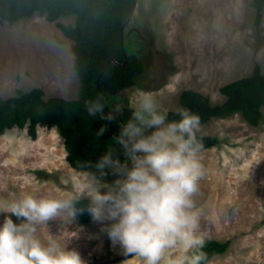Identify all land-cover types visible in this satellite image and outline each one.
<instances>
[{"label":"rangeland","instance_id":"obj_1","mask_svg":"<svg viewBox=\"0 0 264 264\" xmlns=\"http://www.w3.org/2000/svg\"><path fill=\"white\" fill-rule=\"evenodd\" d=\"M253 1L137 0L124 30L125 46L140 57L144 71L134 85L108 97L110 108L129 106V95L138 88L153 92L168 113L182 108L184 90L199 92L217 105L226 100L221 87L252 75L256 65L264 75V10L256 26ZM74 21L59 20L67 25ZM72 45L56 23L39 15L13 25L0 22V96L41 88L45 100L78 99L81 83ZM197 135L221 141L199 152L203 175L195 196L202 209L198 231L204 244L231 241L227 253L206 264H264V118L258 127L240 114L213 118L200 125ZM66 156L56 127L38 126L35 140L27 128L7 131L0 136V199L66 187L62 178L78 172ZM38 235L68 243L87 264L129 256L93 221L81 225L56 217ZM115 264L141 261L132 256Z\"/></svg>","mask_w":264,"mask_h":264},{"label":"clouds","instance_id":"obj_2","mask_svg":"<svg viewBox=\"0 0 264 264\" xmlns=\"http://www.w3.org/2000/svg\"><path fill=\"white\" fill-rule=\"evenodd\" d=\"M84 107L89 116L113 120L99 98ZM129 108L104 151L85 170L62 178L66 187L0 199V264H87L68 243L38 235L53 218L72 222L85 212L113 246L141 264H201L200 117L178 108V118L169 119L155 94L139 88L130 93ZM107 128L101 125L96 135Z\"/></svg>","mask_w":264,"mask_h":264},{"label":"trees","instance_id":"obj_3","mask_svg":"<svg viewBox=\"0 0 264 264\" xmlns=\"http://www.w3.org/2000/svg\"><path fill=\"white\" fill-rule=\"evenodd\" d=\"M137 0H0V22L10 25L39 15L56 23L63 35L73 42L74 67L81 83L79 98L61 97L44 99V91L34 88L18 91L10 98L0 96V136L14 128H27L29 136L37 138L38 126L56 127L64 140L66 160L78 171L94 161L119 132L120 125L129 117V106L110 108L108 97L116 96L135 84L144 71V64L137 54L128 53L125 46L124 26L132 16ZM255 25L263 18L264 0H254ZM63 17H74L73 25L59 22ZM226 100L213 105L203 94L184 90L180 94L182 108L195 112L200 125L213 118L229 119L240 114L251 127H258L264 118V75L256 65L252 75L235 80L220 89ZM101 99L105 112L113 115L112 121L89 116L85 100ZM176 119L175 111L168 113ZM107 124V131L97 136V129ZM201 150L211 149L221 143L218 137L197 135ZM200 150V151H201ZM111 179V177H109ZM83 203V201H81ZM75 220L81 225L92 222L88 213L79 214ZM231 241H208L198 254L201 264L227 253Z\"/></svg>","mask_w":264,"mask_h":264},{"label":"water","instance_id":"obj_4","mask_svg":"<svg viewBox=\"0 0 264 264\" xmlns=\"http://www.w3.org/2000/svg\"><path fill=\"white\" fill-rule=\"evenodd\" d=\"M135 7H136V5H135ZM130 18H131V17H129L127 23L129 22ZM126 25H127V24H126ZM126 25L124 26V28L126 27ZM69 165H70V164H69ZM132 256H133V255H129V256H126V257H122V258H117V259L109 260V261L104 262V263H101V264H115V263H117V262H119V261L125 260V259H127L128 257H132Z\"/></svg>","mask_w":264,"mask_h":264}]
</instances>
